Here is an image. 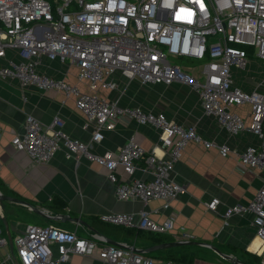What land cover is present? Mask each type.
<instances>
[{"label": "built area", "instance_id": "built-area-1", "mask_svg": "<svg viewBox=\"0 0 264 264\" xmlns=\"http://www.w3.org/2000/svg\"><path fill=\"white\" fill-rule=\"evenodd\" d=\"M184 58L199 63L174 61ZM252 58L264 61V0H0V79L15 81L22 91L33 87L60 92L63 102L72 97L83 114L81 127L90 131L89 140L82 141L65 131L59 115L46 126L27 113L12 145L25 151L32 164L49 163L60 148L66 158L96 160L107 169L118 201L141 204L136 212H109L100 219L167 233L173 219H152L149 201H169L184 192L173 170L188 142L206 148L214 143L193 124L178 123L162 111L121 105L103 91H117L120 78L146 85L184 83L196 91L204 114L229 135L246 129L257 137L242 149L226 143L218 148L234 154L242 169L263 176L248 205L228 207L223 214L225 219L236 212L251 214L254 236L260 239L254 254L264 264V93L234 84L235 72L244 71ZM44 60L73 66L76 82L44 71ZM241 106L246 107L244 115L232 110ZM130 121L157 131L158 144L145 149L132 132L116 149L93 151L106 131ZM138 169L146 176L136 177ZM217 203L210 201L208 209ZM190 238L183 235L180 241ZM12 243L13 254L9 250L5 257L16 264H58L73 254L92 255L96 250L108 264H171L131 245L112 244L101 234L86 238L52 223H25ZM5 247L8 241L0 226V248Z\"/></svg>", "mask_w": 264, "mask_h": 264}, {"label": "crops", "instance_id": "crops-1", "mask_svg": "<svg viewBox=\"0 0 264 264\" xmlns=\"http://www.w3.org/2000/svg\"><path fill=\"white\" fill-rule=\"evenodd\" d=\"M42 69L51 75L63 76L68 82H76L73 66L59 61L44 60ZM244 71H237L235 75L243 74ZM137 82L132 81L129 84L120 78L117 91H103V94L117 99L121 105H138L146 110L162 111L169 119L178 123L193 124L205 139L214 143L206 148L188 142L175 162L173 170L174 180L183 185L184 192L169 201L163 199L149 201V216L152 219L157 222H163L169 216L173 219V227L166 233L172 238V241L168 242L180 241L183 235L191 237L189 244L165 248L192 255L190 262L169 260L171 264H240L234 259L244 264H259V258L256 262V258L249 255L254 254L250 245L256 238L251 214L236 212L225 219L223 212L237 204L248 205L262 186L263 176L257 170L242 169L238 166L234 154H223L218 148L221 143H226L232 148L242 149L255 143L257 137L246 129L237 135H229L213 117L204 114L196 91L184 83L155 84L152 85L153 90L137 93L134 87ZM234 84L240 86L235 80ZM22 92L26 100L22 99ZM140 94H144V100L139 97ZM62 100L63 95L60 92L50 90L40 92L33 87H27L22 91L15 81L0 79V182L12 196L27 200L51 215L55 212L44 202L56 194L65 201L66 214H69V211L75 212L84 222L49 220L26 205L5 200L0 207V226L2 234L6 237L7 232L1 219L5 218L6 213L19 216L18 208L27 213L26 219L30 223L38 225L52 223L67 230L75 229L77 234L86 238L95 232L91 229L89 219L82 215L100 217L104 213L136 212L141 208L137 200L118 201L115 198L114 185L107 179V169L94 159L66 158L64 149L60 148L49 163L32 164L25 151L18 150L12 145L11 140L22 130L23 118L27 113L34 115L46 126L54 116L59 115L63 119L67 133L82 141H88L90 131L81 127L84 122L83 114L75 107L73 98H68L64 102ZM232 110L244 115L246 107H235ZM248 123L249 119L246 118L245 125ZM132 132L135 134L134 139L145 149L158 144L157 131L130 121L119 123L113 131H106L104 138L95 145L93 151L103 153L116 149ZM138 165L143 166V163L140 161ZM117 171L121 172V167H118ZM135 176L144 177L146 173L138 169ZM212 200H217L218 203L215 209L210 210L207 203ZM25 223L28 222L10 218L6 220L11 236L21 232ZM110 239L117 241L114 238ZM117 242L138 249L150 247V244L139 245L131 239ZM7 251L9 246L0 248V264H16L12 259L5 257ZM223 254L228 257H223ZM58 264L108 263L99 259L96 250L92 255L73 254L68 261Z\"/></svg>", "mask_w": 264, "mask_h": 264}, {"label": "trees", "instance_id": "trees-1", "mask_svg": "<svg viewBox=\"0 0 264 264\" xmlns=\"http://www.w3.org/2000/svg\"><path fill=\"white\" fill-rule=\"evenodd\" d=\"M185 63L189 65H195L196 62L198 64L199 61L185 59ZM0 192L3 195L12 196L11 192L6 189L0 182ZM5 201V200H4ZM44 204H46L53 212L66 214V203L65 201L56 194H53L49 199H47ZM20 211L19 216L9 215L6 213L5 219H16L23 222L30 223L29 220L26 219L27 213H24L23 209L18 208ZM71 216H76L75 212L69 211ZM89 219L91 226L99 233L104 235L105 237L114 238L115 240H123V239H131L135 240L139 245L143 243L150 244L149 246L172 241V238L168 236L166 233L162 232H153L149 230L139 229V228H132V227H125L118 224H113L110 222H106L100 219L97 215H82ZM1 225V221H0ZM148 246L142 247L146 248ZM14 251V250H13ZM146 255H149L156 259L161 260H170V261H183V262H190L192 255H188L182 251H175L174 249H165V250H154L150 252H146ZM250 256L255 257L256 262H258V257L252 253H249Z\"/></svg>", "mask_w": 264, "mask_h": 264}, {"label": "water", "instance_id": "water-1", "mask_svg": "<svg viewBox=\"0 0 264 264\" xmlns=\"http://www.w3.org/2000/svg\"><path fill=\"white\" fill-rule=\"evenodd\" d=\"M4 200H10V201H15V202H18V203H21L23 205H26L27 207H29L32 211L36 212L37 214H40L46 218H48L49 220H71V221H77V222H84V220L82 218H80L79 216H71L69 214H61V213H56V214H48L47 212H44L42 209L38 208L36 205H34L33 203L27 201V200H24V199H20V198H17V197H14V196H8V195H3L1 192H0V207H2V202ZM2 223H3V226L7 232V241H8V246H9V250L10 252L13 254V243H12V236L10 234V231L8 230V226L6 224V220L4 217H2ZM87 224V223H86ZM91 229L95 232V233H98L95 229H93L91 227ZM102 235V234H101ZM104 236V235H103ZM106 240L112 244H116V245H120L122 246L123 243L121 242H117V241H114L108 237H106ZM191 243L190 241H173V242H165V243H160V244H157V245H154V246H150V247H146V248H134V250H137L139 252H143V253H146V252H150V251H154V250H158V249H165L167 247H172V246H178V245H182V244H189ZM213 247V246H212ZM215 250H217L215 247H213ZM222 254V253H220ZM223 257H228L227 255H222ZM236 262L240 263V264H244L242 263V261H239L237 259H234Z\"/></svg>", "mask_w": 264, "mask_h": 264}, {"label": "rangeland", "instance_id": "rangeland-1", "mask_svg": "<svg viewBox=\"0 0 264 264\" xmlns=\"http://www.w3.org/2000/svg\"><path fill=\"white\" fill-rule=\"evenodd\" d=\"M174 61L177 64L186 62L184 61V59H174ZM194 64H197V63L195 62ZM133 81H137V79H134ZM235 83L240 85L242 88L258 89L264 93V61H260L257 59L249 60L246 70L243 72V74L236 76ZM134 87L137 93L140 91L146 92V90L151 91V89L153 90L154 88V86L152 85H146L140 82H137L136 85H134ZM143 95L140 94L139 96L142 100H144ZM1 231H2V228H1Z\"/></svg>", "mask_w": 264, "mask_h": 264}, {"label": "bare ground", "instance_id": "bare-ground-1", "mask_svg": "<svg viewBox=\"0 0 264 264\" xmlns=\"http://www.w3.org/2000/svg\"><path fill=\"white\" fill-rule=\"evenodd\" d=\"M260 239L258 236H256V238L254 239V241L252 242V244L250 245V249L251 250H255L256 246L259 244Z\"/></svg>", "mask_w": 264, "mask_h": 264}, {"label": "clouds", "instance_id": "clouds-1", "mask_svg": "<svg viewBox=\"0 0 264 264\" xmlns=\"http://www.w3.org/2000/svg\"><path fill=\"white\" fill-rule=\"evenodd\" d=\"M99 234V233H98ZM105 237V236H104Z\"/></svg>", "mask_w": 264, "mask_h": 264}]
</instances>
